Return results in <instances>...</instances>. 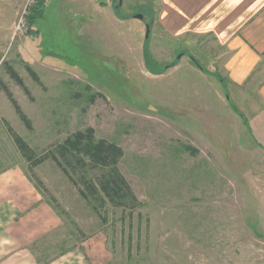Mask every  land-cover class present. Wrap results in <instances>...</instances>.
<instances>
[{
  "label": "rangeland",
  "instance_id": "rangeland-1",
  "mask_svg": "<svg viewBox=\"0 0 264 264\" xmlns=\"http://www.w3.org/2000/svg\"><path fill=\"white\" fill-rule=\"evenodd\" d=\"M89 1L93 22L47 0L29 25L35 0H0V231L32 210L36 264L83 242L108 264H264L263 110L230 100L211 34L163 30L158 0ZM86 129L121 149L118 204L107 167L59 149Z\"/></svg>",
  "mask_w": 264,
  "mask_h": 264
},
{
  "label": "crops",
  "instance_id": "crops-1",
  "mask_svg": "<svg viewBox=\"0 0 264 264\" xmlns=\"http://www.w3.org/2000/svg\"><path fill=\"white\" fill-rule=\"evenodd\" d=\"M76 1L86 7L80 9H83L85 14L84 22H93L92 16L87 13L90 1ZM158 2L157 20L168 35L182 37L186 34H211L214 37L216 46L224 55L223 78L229 89L230 100L252 107L257 111L254 112L256 117L262 114L264 117V113L261 115L259 113L261 110L264 112V0H158ZM98 8H105V5L101 4ZM234 106L240 112L239 107L235 104ZM245 127L252 129L248 122ZM257 127L263 128V123L259 121ZM34 202L38 204L33 206L37 212L36 219L42 222L47 218L45 221L52 222L54 227L56 220L54 215L45 211L38 197ZM30 211L18 216L17 219H13L12 214L13 224L10 228L0 231V264H36V259L28 248L31 240H24L36 228L35 220H29ZM44 211L48 215H44ZM100 245L90 243L91 248L96 246L97 253L102 254ZM83 246L84 242L81 249L74 248L60 254L47 264H108L107 257L92 259L87 248Z\"/></svg>",
  "mask_w": 264,
  "mask_h": 264
},
{
  "label": "trees",
  "instance_id": "trees-1",
  "mask_svg": "<svg viewBox=\"0 0 264 264\" xmlns=\"http://www.w3.org/2000/svg\"><path fill=\"white\" fill-rule=\"evenodd\" d=\"M46 2L47 0H35V2L30 6L29 15L27 18L29 25H33L37 18H41L43 16L45 5L47 4ZM190 58L194 63H196L194 57ZM219 79L220 81L223 80L221 78ZM85 87L86 89H89L88 86ZM98 95V93H92L91 97L95 98V96ZM233 109L234 111H237L235 107H233ZM237 113H239V116L242 119L244 118L240 112L237 111ZM244 124L247 125V121L244 122ZM16 140L18 141V145L22 147V151L24 152V154H26V145H24L23 141L18 137H16ZM184 148L188 150L191 149V147L188 145H185ZM59 149L64 156L71 155L74 157H78L79 154H83L88 156L97 165L99 163L100 166L107 167L109 169V172H112L114 176L102 179L100 181V184L103 192L113 202L117 204L120 203L121 199H123L130 193L128 187L124 186V181L116 171V162L118 157L121 156L122 152L114 142L107 143L104 140H94V138L92 137V129H86L84 131H76L73 134H70L67 138L64 139L63 143L59 146ZM28 156L30 155L28 154ZM77 159L79 160V158ZM87 186L89 188L92 187L91 185ZM104 216L101 217L103 221L106 219V217Z\"/></svg>",
  "mask_w": 264,
  "mask_h": 264
},
{
  "label": "water",
  "instance_id": "water-1",
  "mask_svg": "<svg viewBox=\"0 0 264 264\" xmlns=\"http://www.w3.org/2000/svg\"><path fill=\"white\" fill-rule=\"evenodd\" d=\"M121 4H122V0H117V4H116V8H118V7H120L121 6ZM135 18H137V19H140V20H142L143 19V15L142 14H135V15H133ZM148 31H149V28H148V25H146V32H145V36H147L148 35Z\"/></svg>",
  "mask_w": 264,
  "mask_h": 264
}]
</instances>
